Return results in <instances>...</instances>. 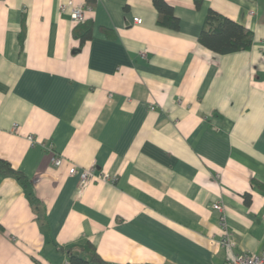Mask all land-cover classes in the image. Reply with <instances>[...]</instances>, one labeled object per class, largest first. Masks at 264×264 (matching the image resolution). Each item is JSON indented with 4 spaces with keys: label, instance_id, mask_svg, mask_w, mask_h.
I'll list each match as a JSON object with an SVG mask.
<instances>
[{
    "label": "crops",
    "instance_id": "0c3cea01",
    "mask_svg": "<svg viewBox=\"0 0 264 264\" xmlns=\"http://www.w3.org/2000/svg\"><path fill=\"white\" fill-rule=\"evenodd\" d=\"M67 1L0 0V159L25 176L0 174V264H68L88 242L110 264H224L216 201L237 249L261 252L264 0H166L178 28L153 0H74L82 45ZM210 9L251 47L201 44ZM71 165L117 180L81 188Z\"/></svg>",
    "mask_w": 264,
    "mask_h": 264
},
{
    "label": "trees",
    "instance_id": "16d2710c",
    "mask_svg": "<svg viewBox=\"0 0 264 264\" xmlns=\"http://www.w3.org/2000/svg\"><path fill=\"white\" fill-rule=\"evenodd\" d=\"M160 14H164V18L160 15V22L171 25L172 27H179V19L173 15V6L166 0H153ZM197 6L201 5V0H196ZM102 31L109 37H113L114 33L107 28H101ZM74 35L79 38L81 45L91 38L93 32V21H85L79 23L74 28ZM25 36V30L20 34L21 39ZM254 40V34L244 24L236 22L235 20L221 14L220 12L210 9L207 13L202 32L199 36V42L204 46L210 48L216 53L226 54L236 52L251 47ZM0 174H12L20 180H24L25 176L21 171L14 169L11 164L4 159H0ZM250 195H245V201L250 203ZM92 252L90 257L73 252L72 248H65L69 250L68 264H110L105 261L97 252L96 248L88 242Z\"/></svg>",
    "mask_w": 264,
    "mask_h": 264
},
{
    "label": "built area",
    "instance_id": "2783aa9c",
    "mask_svg": "<svg viewBox=\"0 0 264 264\" xmlns=\"http://www.w3.org/2000/svg\"><path fill=\"white\" fill-rule=\"evenodd\" d=\"M62 12L69 10L70 18L78 23H84L86 21V10L82 4H77L74 0H68L60 5ZM143 19L139 16L134 17V22L142 23ZM145 55V53H143ZM15 130H19L15 126ZM32 139V136L30 137ZM51 147V146H50ZM52 150V148H50ZM54 164L59 166L63 163L62 156H55ZM69 173L72 175H79L80 187L84 188L95 180H102L105 182H115L117 180L115 175L109 172L97 170L93 165L89 168H81L77 165H71L69 167ZM214 209L220 213V225L223 230V236L221 239V245L225 249V262L224 264H264V249L259 252L252 251H240L237 249V241L234 232L231 230L226 217L225 205L222 201H216L213 203Z\"/></svg>",
    "mask_w": 264,
    "mask_h": 264
}]
</instances>
